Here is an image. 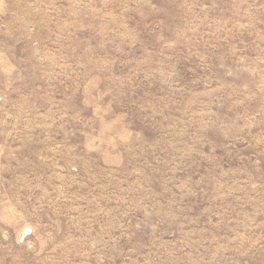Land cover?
Segmentation results:
<instances>
[{"label": "rangeland", "instance_id": "obj_1", "mask_svg": "<svg viewBox=\"0 0 264 264\" xmlns=\"http://www.w3.org/2000/svg\"><path fill=\"white\" fill-rule=\"evenodd\" d=\"M0 264H264V0H0Z\"/></svg>", "mask_w": 264, "mask_h": 264}]
</instances>
